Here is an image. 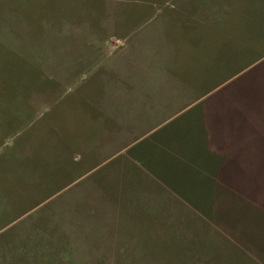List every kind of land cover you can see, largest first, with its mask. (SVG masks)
Masks as SVG:
<instances>
[{
    "label": "rangeland",
    "instance_id": "374dc122",
    "mask_svg": "<svg viewBox=\"0 0 264 264\" xmlns=\"http://www.w3.org/2000/svg\"><path fill=\"white\" fill-rule=\"evenodd\" d=\"M263 55L264 0H0V264H264V188L188 196L173 150L242 120L204 98Z\"/></svg>",
    "mask_w": 264,
    "mask_h": 264
},
{
    "label": "trees",
    "instance_id": "16d2710c",
    "mask_svg": "<svg viewBox=\"0 0 264 264\" xmlns=\"http://www.w3.org/2000/svg\"><path fill=\"white\" fill-rule=\"evenodd\" d=\"M230 79L229 83L223 86H221L222 84L216 86V90L204 99L210 98L213 94L219 93L223 89L227 90L226 95L236 93V85L244 86V93L240 97L232 95V97L228 96L227 98L225 95L221 98L223 102H231L232 117L242 118V120L233 125L231 124L228 130L226 124L223 125L219 134L218 130L214 132L213 125L209 123V119L206 113H204L202 119H195L192 122L194 128L196 127L195 134L189 136L185 134L182 147H175L174 149L178 152L177 156L186 160L184 165L188 168L184 171L186 176L184 178L185 184L188 185L184 188L183 192L188 196H193L197 188L200 191H207L209 187L208 192L210 194L207 197V202L214 197L218 186L227 180L226 172H229L228 168L240 169L241 174L243 173V169L244 180L248 182L249 188L253 189L256 183L264 188L263 174L250 166L253 165L251 161L255 157L264 166V136L255 132L257 130L253 131L254 129H262L264 134V55L252 60L240 70L234 71ZM236 109H240V111L236 113L234 111ZM241 125H244V129L242 130ZM224 132L230 135V137L226 138V140L230 139L228 142L224 139L218 140V137L220 138V135ZM215 138L216 141H214ZM234 145H236L237 152H241L242 158L240 163H236L232 159L231 152L235 151ZM163 148L161 154H163ZM169 166L172 168L171 163L166 165V167ZM171 168H168L167 171L170 174H175L177 170L173 172ZM195 184L196 187H194Z\"/></svg>",
    "mask_w": 264,
    "mask_h": 264
},
{
    "label": "crops",
    "instance_id": "0c3cea01",
    "mask_svg": "<svg viewBox=\"0 0 264 264\" xmlns=\"http://www.w3.org/2000/svg\"><path fill=\"white\" fill-rule=\"evenodd\" d=\"M152 26L150 25L149 27H141L137 30L134 31V36H135V39H134V42H132V44H136L135 46L136 47H139L141 43H144L146 41V39L148 37H151L150 35V31L152 30ZM133 32V31H132ZM132 34V35H133ZM141 35H143V39L140 37ZM147 35H150V36H147ZM158 35H161L162 36V32L158 33ZM135 40L137 41L135 43ZM160 46V44H159ZM174 51V48L172 50V53ZM161 52L157 53V56H161L160 55ZM134 59L132 57H129L128 55H120V54H115L113 55V57H111L107 62H108V68H111L112 70H116L118 71V73L121 74V72H124V74H128L129 76L130 75H133V76H146V75H151L149 74V70L150 68H137L136 66V63L134 62V67H130V64H131V61H133ZM109 70V69H108ZM124 70V71H123ZM106 91L108 92H113L115 91V89L113 87L109 88V86L106 88ZM159 129V128H158ZM157 129V130H158ZM143 136H139L136 138V140H139V139H142ZM176 148H179L178 146H176ZM175 148H173L174 150ZM177 169L175 168V165H172V171L175 172Z\"/></svg>",
    "mask_w": 264,
    "mask_h": 264
}]
</instances>
